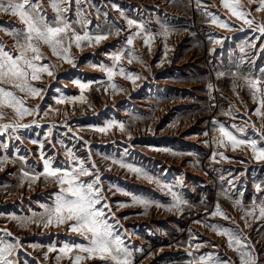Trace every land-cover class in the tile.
<instances>
[{
  "label": "rangeland",
  "instance_id": "1",
  "mask_svg": "<svg viewBox=\"0 0 264 264\" xmlns=\"http://www.w3.org/2000/svg\"><path fill=\"white\" fill-rule=\"evenodd\" d=\"M240 2L251 13L249 18L256 21L251 28L232 16L221 0H81V11L91 13L89 30L95 32V25L100 24L99 31L111 33L109 38L83 50L73 45L75 67L42 46L47 57L42 63L55 65L54 75L44 74L42 80L32 82L43 89L39 97L17 95L26 105H39L48 115L25 116L19 123L31 127L15 132L9 129L0 135V159L7 157L0 166V229L12 233L6 236L0 231V246L19 238L21 247L12 257L17 264H72L59 249L64 244L87 243L67 225L45 229L42 224L23 226L12 219L42 213L44 205L53 204L59 190L51 179L46 182L41 176L32 182L24 172H42L44 160H49L52 168L70 170L81 159L86 167L95 161L99 168L108 203L122 225L117 226L119 234L133 253V264H188L206 254L212 255V264L218 260L240 264L239 251L229 248L227 237L218 235L211 225L231 230L250 246L249 251L254 246L257 264H264V217L259 215L264 206V173H257L253 165L246 166L256 161L250 148H238L229 158L230 165H222L226 161L219 153L233 150L227 142L226 147L217 143L222 138L221 124L225 128L236 125L234 129L243 128L250 134L264 130V116L255 114L258 101L245 80H264V36L256 30L257 24L264 22V11H255L259 0ZM41 3L49 19L56 15L49 0ZM213 16L229 23L230 29L214 24ZM66 18L77 19L74 0ZM128 20L143 24L145 33L154 37L150 51L144 44L145 33L135 37L132 46L127 45V38L138 31ZM23 27L18 17L0 13V41L7 45L6 50L13 48L15 41L5 30ZM73 27L81 31L78 24ZM126 48L139 60L129 64L125 51L116 64L113 55ZM101 64L115 66L117 72L123 67L139 79L133 84L117 75L109 82L98 68ZM220 72L225 75L218 77ZM233 72L238 74L233 76ZM76 80L91 82L83 91L84 102L58 104L62 96L81 95L80 87L73 83ZM111 83L118 86L116 91ZM3 111L0 123L16 122L12 110ZM34 120L39 126L32 123ZM111 122L123 123L125 131L118 127L106 133L95 130ZM113 160L143 169L161 184L171 186L186 203L179 210H168L173 197L166 189ZM133 196L152 203L145 209L133 203ZM121 204L127 206L119 207ZM217 204L230 219L212 215ZM197 244L202 247L197 249ZM50 247L56 251L49 252ZM77 254L74 250L70 256L74 259ZM82 264L111 262L97 258Z\"/></svg>",
  "mask_w": 264,
  "mask_h": 264
},
{
  "label": "snow or ice",
  "instance_id": "2",
  "mask_svg": "<svg viewBox=\"0 0 264 264\" xmlns=\"http://www.w3.org/2000/svg\"><path fill=\"white\" fill-rule=\"evenodd\" d=\"M199 2V0H198ZM223 6L227 8L232 16L238 20H242L244 24H247L249 28L256 23L254 18H249L251 13L248 12L240 0H221ZM252 3H256V0H250ZM50 6L55 12V16L51 19L48 18L43 10L41 0H0V13L9 14L14 17H18L24 27L22 29L12 28L6 29V34L11 36L14 41L13 48H7V45L0 41V119L4 118V109H10L14 112L16 122L15 123H0V135L8 132L11 129L15 132L17 129L29 128L30 124H21L19 121L23 120L25 116H47L48 111L41 112L39 105L30 106L26 105L25 100L17 95V92L24 93L25 95L35 98L39 97L43 92V89L35 86L33 81L42 80V76L46 74L51 77L54 75L55 65L49 63H42L47 59L42 52V46H47L51 49L53 56L58 59L74 64V57L71 54L72 46L83 50L84 46H97L102 41L107 40L111 33H101L100 24L95 25V32L89 30V25L92 24L90 19L91 13L81 11V0H74L76 10V20H70L66 18V13L73 6V0H49ZM94 7V5H93ZM116 7V5H113ZM243 9V10H242ZM255 11H264V0H259ZM97 16H99V9L96 10ZM107 17V13L103 14ZM212 22L218 27L230 29V24L224 20H220L218 17L213 16ZM78 24L81 31H77L73 24ZM128 25H135L138 31L127 38V45L132 46L134 38L145 33V27L143 24H138L134 20H128ZM259 33L264 36V22L257 24ZM154 37L150 33H145L144 44L149 46ZM216 43H222V41H216ZM125 51L128 52V63L131 64L133 60H139V57L133 55L131 49L121 50L118 54L113 55V60L116 64L124 58ZM99 70L107 74L108 81H113V78L117 75L123 76L125 79L131 80L133 84L139 79V76L132 72H125L123 67L119 68L117 72L115 66L106 67L103 64L98 66ZM239 65H237V69ZM261 73L264 74V69H261ZM238 73L233 72L232 75L236 76ZM225 73H217V76H223ZM249 89L252 91L253 99L258 101V107L255 109V114L258 116H264V80L261 78H245ZM81 89V95L79 97H60L57 99L58 104L66 102L75 103L77 100L84 102L85 97L83 91L90 88L91 82L82 83L79 80L73 81ZM111 88L116 91L118 86L115 83L110 84ZM211 88L212 86L209 85ZM122 90V89H120ZM50 110V109H49ZM32 123L37 124V121ZM67 127V125H65ZM113 127H118L121 132L125 131V125L123 123L117 124L111 122L104 127L96 128L95 130L101 133H106ZM236 128V125H232ZM71 132L72 129L68 128ZM221 133V139L217 142L219 146L226 147L225 141H227L233 151L238 148H250L252 156L257 162H264V146H258L257 139L238 138L231 131L224 127L223 124L219 126ZM238 132L243 133L244 129H237ZM49 135H51V129H49ZM19 137H17L18 139ZM129 134V139H131ZM82 139V138H81ZM260 139L264 140V132H260ZM32 143H37L33 140ZM87 145V141L84 142ZM7 148V145H4ZM43 149V143L40 144ZM159 150V149H158ZM176 153H174L175 155ZM90 155V153H89ZM219 155L228 159L221 152ZM24 160V157H20ZM212 159L215 161L216 153H213ZM7 162V157L0 159V166ZM218 162V161H217ZM121 168H127L130 172L135 173L139 178L147 180L149 183H155L166 189L173 197V203L169 206L171 208L180 209L183 203H186L182 198L172 190L171 186L161 184L160 180L156 177L149 175L143 169L136 168L131 164H126L123 161H115ZM25 177H30L32 182H36L41 176L45 178L47 182L49 179L57 183L59 190L54 193V201L51 206L44 205V211L42 213H33L31 217H15V219L23 226L27 224L36 223L37 225H43L45 229L55 226L57 228L67 225L68 230L77 233L82 236L87 243H79L75 245L64 244L59 249V252L63 256H68L72 261V264H82V261L88 259H99L100 261L108 262L111 264H133V253L129 250V247L125 244L124 239L119 234L118 225H120L119 219L116 217L115 212L112 211L111 205L108 203V197L104 193V185L101 181V173L97 167L95 161H91V166L86 167L84 160H79L74 166L69 169L52 168L49 160H44L43 171L36 174H30L24 172ZM81 177H91L89 180H81ZM260 185H257V191H260ZM129 195V193H124ZM133 203L143 205L147 209L151 201L140 199L135 196L132 197ZM255 203V201H253ZM127 205H119V207H125ZM160 206V205H157ZM119 207L117 210H119ZM252 212H248L247 215H252ZM39 215V219H36ZM213 216L220 215L224 219H230L220 209L219 204L216 205V210L212 213ZM260 217H264V206L260 207ZM111 221V222H110ZM200 223V221H196ZM212 230L216 231L218 235L226 236L228 241V247L239 251L240 264H257V257L254 253V246L249 251V245L242 243L239 236L235 235L231 230L226 228H219L217 225H211ZM6 236H12L11 232L0 229ZM21 247L19 238H16L15 243L5 242L3 246H0V264H17L13 259V254ZM35 247V245L33 246ZM191 247V244H189ZM197 249L202 245L197 244ZM241 249H243L241 251ZM76 250L79 254L75 255L74 259L70 256ZM49 252L56 251L55 247H50ZM191 256L192 253L189 252ZM47 258V254L45 255ZM59 256L57 260H59ZM213 257L211 254L199 256L193 261H189L188 264H212ZM216 264H232L230 260L216 261Z\"/></svg>",
  "mask_w": 264,
  "mask_h": 264
},
{
  "label": "crops",
  "instance_id": "3",
  "mask_svg": "<svg viewBox=\"0 0 264 264\" xmlns=\"http://www.w3.org/2000/svg\"><path fill=\"white\" fill-rule=\"evenodd\" d=\"M227 129L229 131H231L234 135H237L238 138H242V137L243 138H249V136L250 137L253 136V137L257 138L258 146H264V140L260 139V132H264V130L259 129L260 131L258 133L256 131H254L252 134H250L251 131H249V132L244 131V133H241V132H238L237 129H234V128H227ZM225 142H227V141H225ZM227 145L229 147V143L228 142H227ZM223 153L228 159H225L226 162L222 163V165L229 166L230 165L229 158H230L231 154L232 155H236V152L235 151H231L229 148H227V150L225 149V151ZM250 165H253V167L256 169L257 173H262V172L264 173V162H257V161H254L252 163L249 162V164H247L246 166H250Z\"/></svg>",
  "mask_w": 264,
  "mask_h": 264
}]
</instances>
